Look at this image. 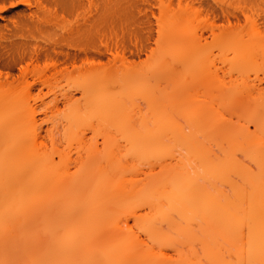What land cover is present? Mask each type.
<instances>
[{
	"label": "bare ground",
	"instance_id": "bare-ground-1",
	"mask_svg": "<svg viewBox=\"0 0 264 264\" xmlns=\"http://www.w3.org/2000/svg\"><path fill=\"white\" fill-rule=\"evenodd\" d=\"M16 5H21V8L6 12L7 7ZM119 31L122 36L117 34ZM209 48L218 50L222 69L214 67L211 72L210 66L214 63L210 62L212 54ZM127 52L134 53L133 58L138 60L143 55L147 56V66L140 70L127 67ZM49 58L65 70L60 69L50 77L41 71H29L30 65ZM174 61L177 65L183 64L184 74L180 71L176 73L177 69L172 65ZM70 67L73 72H68ZM178 74H181L180 78L189 75L195 81L206 83L207 88H213L222 106L228 105L235 97L245 95L252 109L248 114L244 110L245 122H252L255 131L251 133L241 124L234 126L221 119L214 120L215 123L212 120L213 125L219 123L216 131L229 145L227 151L222 150V155H219L220 148L219 154L216 156L215 152L212 157L209 156L211 149L204 154L205 150L199 148L198 138L193 141L192 134L184 137V124L182 127L175 124L169 129L171 133L180 135L179 138L183 136L179 139L182 144H188L190 149L194 144L197 149L194 150L203 153H197L202 154L201 161L200 155L194 153L199 159L196 162L203 166L204 174L199 178L211 188L208 184L202 190L197 188L193 177L190 178L188 172L185 175L180 169L181 164L179 168H164L163 176L153 182L157 186L155 189L147 191L143 185L129 191L123 187H119L122 188L119 191L118 188V194H131L135 198L141 194L149 198L161 196L159 204L153 203V199L148 201L155 217L137 218L133 228L147 233L154 242L160 239L161 231L162 235L166 233L165 228L170 232L181 229L176 233L180 241L172 238V254L144 249L139 243H130L120 250L115 241L94 251L82 248L80 242L91 240L97 231L120 239L130 235L133 229L126 222L124 226L121 220L107 223L95 222L87 217L83 220L72 218L74 205H71L73 198L70 199V193L67 206L62 209L60 179L54 170V161L38 146L31 149L29 144L38 139L36 127L33 128L36 107L32 109L29 102L33 86L47 85L56 76L58 78L54 80L65 79L69 90L63 96L72 100L74 95L69 93L70 90H80L86 107L94 109H91L93 115L99 114L104 123H112L120 111L123 110L124 116L126 109L124 102L115 100L111 94L113 98L109 99L107 91L110 88L135 78L141 82L151 77L170 81L176 77L178 80ZM250 74L264 82V0H0V264H44V239L58 241L55 243L60 248L57 255H62L63 264H235L225 261L223 253L225 240L227 243L232 232H228L230 226L238 233V237L232 239L236 244L231 241L232 247L236 245L234 256L237 257L234 261L237 260V264H264V182L258 180L261 173L259 177L256 173V178L251 174L254 171L252 164L264 174V87L250 85ZM145 95L143 93L142 97ZM184 104L181 103L178 108ZM183 110L181 108L180 111ZM24 113H29V116L24 118ZM125 117L120 118L121 121L128 118ZM185 117L182 120H187ZM67 120L68 124H76L78 111L72 110ZM128 120L127 125L130 123ZM191 122L188 119V123L195 124V121ZM200 125L197 123V126ZM129 126L130 131L134 130L131 123ZM129 126H123L124 133H130L126 130ZM164 126L160 124L158 132L154 133L162 137ZM194 126L192 130L199 131L197 129L200 128L196 126V131ZM204 129L207 130L206 127ZM150 132L147 129L136 133L135 141L130 133L131 143L146 148L154 143L153 140L159 138L161 142L160 136ZM163 133L165 135L166 132ZM112 146V143L111 146L108 144L103 158L113 166V162L119 159ZM181 160L178 163H182ZM233 172L238 174L237 181L241 176V184L232 182L228 189H223L226 184H222V179L227 175L230 178ZM107 174L104 177L101 174L100 179L107 178ZM162 199L169 204L168 210L172 215L177 212L178 217L185 219L182 226L169 218L171 214L167 209H161V205H165L160 201ZM189 214L192 218L187 217ZM52 252L53 248L49 247L46 253Z\"/></svg>",
	"mask_w": 264,
	"mask_h": 264
},
{
	"label": "rangeland",
	"instance_id": "rangeland-1",
	"mask_svg": "<svg viewBox=\"0 0 264 264\" xmlns=\"http://www.w3.org/2000/svg\"><path fill=\"white\" fill-rule=\"evenodd\" d=\"M7 8L8 9L6 10V12H9L10 10L16 11L19 10V8H21V5L20 6L16 5L14 7H7ZM117 34L119 36H122L121 31L117 32ZM209 49H210L209 51L212 54L211 58L209 57L210 62L214 63L212 67L210 66L211 72L214 71L213 70L214 67L222 69L223 65L217 56L218 50L216 48H209ZM133 54L134 53L130 54V52L126 53L125 58L128 60V62H126L125 64L127 67H135L140 70L147 66L148 64L147 56L143 55L142 59L138 60L133 58ZM214 54L216 58H213ZM109 59L113 60V57L109 56ZM176 62L174 61V63H172V65L174 64L173 65L174 69H177L175 70L177 71L176 73H179L180 71V73L183 72L182 74H184V71L182 70V68L184 67L183 64L177 65ZM60 69L65 70L63 66H60L59 63H57L55 60L51 58L45 59L39 64H33L29 66L30 72L41 71L46 73L47 76L49 77L53 75L55 72L59 71ZM68 72H73V68L70 67ZM179 75L181 74L177 75L179 79L177 80L175 77L173 81L172 79L170 81L169 79L166 80V79L151 77L149 79L146 78L147 80L140 78L144 81L141 82L135 78L133 80L132 79L127 80V83L126 82L120 83V86L119 85L116 87L110 86L113 89L110 88L107 91L109 92V95L111 94L112 96H114L115 100L118 99L119 101L121 100L124 102V103L122 102L125 105L124 108L126 109L125 110L126 113L124 116L126 117L128 116L127 118L129 119L128 122H130L134 128V130L131 129L132 132L130 131V126H129L130 123L129 125H127L126 123L127 119H124L123 121H121L120 119L122 117L124 118L123 110L120 111V114H118L119 116L117 117L115 122L112 121V123L111 122L104 123L102 120L103 118L102 116H100L99 114L96 115V113L95 115H93L94 113L92 112V110L94 109L91 108L92 109L91 110L86 107L85 98L80 90H76L73 88L70 90L69 93H73L74 95V99L72 100H70V98L68 97L63 96V94H68V90H69V88L67 87L68 84L65 79L59 78L57 80H54V78H58V76H56L50 79L51 81L47 85L35 84L33 86L32 96L29 102L32 105L31 106L32 109L36 107L35 124L33 125V128L36 127L35 131L36 133H38V139H36V141L34 140L30 141L31 143L29 144H31L30 146L31 149H35L38 146L42 151H44V154L48 155L54 161V170L56 171L60 179L58 184H59V188L61 187L60 189L62 192V202H63L62 209L66 208L67 200L69 198V195L71 194L70 199L71 197L73 198L71 199V205L72 203L74 205V206L72 205L73 206L72 218L78 220L90 218L92 220H95V222L107 221V223L109 222L115 223L118 220L120 222L121 220L124 223V224L122 223L124 226L126 225L125 224L126 222L133 229V232H131V234L129 233L130 235L128 236L126 235L127 237H123L120 239H117L119 238L118 236L117 238L114 235H112L114 237H109L108 235L111 234L107 233L108 235L106 236L105 235L106 233L102 235L101 233L99 234L100 231H97L96 233L98 234L95 233L96 235L94 234L93 236L94 238L92 237L91 240L86 239L80 242V246L82 248L84 247L88 251L89 250L94 251L96 249L105 247L109 243L115 241V243L119 245L120 250H122L125 246H127L130 243H134V244L139 243L140 245H143L141 247H143L144 249H154L156 252L172 254L173 244L171 243L174 242L175 239L176 242L180 241L181 238H179L178 234L176 233H179L181 229L178 230L177 228V231L170 232L168 228H165L166 230L164 231H166V233L164 232V235H162L161 233L162 231H161L158 236L160 239L158 238L159 240H157V242L155 241L156 242L155 243L153 240H151L152 238H150V236L147 233L140 232L135 227L133 228L135 220L137 218H141V217L145 218V216L147 217V215L148 217L150 216L151 218L155 217L154 216L155 211H152V207H150L151 205L150 202L148 201L153 199L152 202L155 201L157 204H159L158 200L160 195L155 198H149L142 196L141 194L140 196H137V198H135L132 197V195L130 194V196L127 195L128 196L127 197L126 195H121V193L118 194L120 189L122 190V188L119 187H123L124 190L127 188L126 191H129V189H133L134 187L142 186V185H143L142 187L146 188V190L147 189L151 190L153 188L155 189L157 186L153 182L154 180L158 181L161 178L160 176H163L164 168H172V167L179 168L178 165L181 164L180 169L184 171L185 175L186 172H188L187 175L188 176L190 175L189 176L190 178L193 177L192 179L193 183L196 185L197 188H200V190H202L204 185L207 188L209 184L207 183L208 186H206L207 184H205L204 179L201 178L203 177L204 174L203 166H201L200 163L197 162L201 161L200 158L201 155L203 153L206 154V151L210 149L211 152L209 151L210 153L209 156H212V154L214 155L215 152L217 156V154H219L220 148L221 150L219 155H222L221 152H223L224 150L227 151L229 149L228 142L222 139V135L220 134L218 135L217 128L219 123L218 124L216 123L217 126L213 125L214 120L221 119L224 123H227L229 125H232L233 123L234 126L235 125L239 126L241 124L240 126L249 128L251 133L255 131V126L252 122L249 121L245 122L247 118L245 114L246 113L248 114L249 113L248 111L251 112L252 110L249 108L248 100L245 95L235 97L231 100L232 102L234 100L233 103H230L231 102L230 101L228 102V105L226 103L227 106L225 104L222 106V104L220 103V99L213 88L210 87L207 88L208 85L206 83H204L203 81L200 82L201 80L195 81L189 75H187L188 77L186 78H184L185 76L184 77L181 76V78L184 79H181ZM250 77H251L250 85L256 87H264V82L262 81L260 82L259 80L255 79V75L250 74ZM30 82H32L31 79ZM106 90L104 92H106ZM143 93L146 94L145 96H143L144 98L142 97ZM106 94L107 93H105V95ZM140 97H142V100ZM112 98L113 97L109 99L111 100ZM95 99H99V98L95 96ZM148 99L153 103L154 106L153 105L151 106L149 104L150 101H148ZM70 103H73V105L71 106ZM181 103L183 104L185 103L184 105H187V106L183 105V107H181L182 110L187 108L189 110L187 113H186L187 109L180 111L181 108L180 107L178 108V105L181 106L180 105ZM206 104L210 107H208ZM229 104L231 105V107ZM137 106H138V110L136 109ZM85 107L87 108V110L85 109ZM74 109L78 111V122L76 124L71 125L70 123L68 124L69 121L67 120V118L71 114V111ZM244 110L246 111V113ZM178 111H180L181 114ZM191 112L193 113L192 116L195 114L194 115L195 117L190 116ZM187 114H189L188 115L189 117L187 116ZM28 116L29 113L23 114L24 118H27ZM209 116L211 117L209 118ZM154 117H156L157 120H155ZM184 117L187 118V120H182ZM188 119L189 122L195 121V124L193 125L196 126L197 123L198 125L201 123L200 127L199 126L197 127L200 129L202 127L204 128L206 127L207 130H210V132L202 128L203 129L201 131L202 134H200L199 132L200 129H197L196 126H194L195 128L194 130L197 129L199 131L197 130H196L197 132L193 131L192 130L193 125L188 123ZM204 119L206 120L204 121ZM155 121L157 122V124H155ZM173 121H175V123ZM114 124L115 127L113 126ZM122 124H124L123 125L124 127L129 126V128H127L126 130L130 131L131 134L130 133L129 134L132 135L133 137L129 136L128 133L127 135L126 133L123 132ZM160 124L165 125L164 126L165 130L162 131V137L161 135L156 134L158 132L156 130L159 128ZM175 124L179 125V127L180 126L182 127L184 124L185 128L184 126L182 128L184 132L183 134L184 137L186 136L185 138H188L187 134L188 135L192 134L193 136L191 135L190 136L192 137V139L194 138L193 141H195L198 138L197 140L199 141V143L198 141L196 142L197 144H199V148H203L205 152L203 153L199 151L196 152L195 150L197 149L194 148L193 146L194 144L191 147L193 149H190L189 148L190 146L188 144H182L183 143L182 140L179 139H181L183 136L181 135L182 137L179 138L180 137L179 134H178L179 136H177V134H172L171 131L169 130ZM211 124L213 125L212 127ZM56 126L58 128H55ZM208 126L210 129L208 128ZM147 129L149 130V132L150 130L153 131L150 132L152 133L151 135L155 134L158 137L160 136L162 138V139L160 138L162 143L158 141L159 138L156 139L155 135H154V139L156 140L155 141L153 140L154 143L148 144L146 148L136 146L138 145L136 143H131L132 140L135 141L134 139H136V133L145 132ZM155 131L156 133H154ZM164 131L166 132L165 135H163ZM166 134L168 136L167 138H164V136L166 137ZM128 136L129 138H127ZM130 137H132L133 139L131 140ZM172 137L174 140L172 139ZM156 142H159V144ZM111 143L113 144L112 150L115 151L116 157L117 159H119V161L113 162V166L111 162L109 164L103 158L108 144H110L111 146ZM201 143L204 144V146L201 147L200 146ZM186 145L187 147L188 146L189 147L187 148ZM184 147L186 149H184ZM190 150L191 152H193L192 154ZM198 152L202 154L201 155L197 154ZM194 153L200 155L198 156L200 160L198 159L197 155L195 157ZM233 154L235 155L237 154V152ZM239 155L237 156L242 157L241 154ZM177 157L179 159H182L181 161H183L184 163L183 162L178 163L179 159H177ZM246 164L247 167L251 168L248 162ZM82 165L84 167H82ZM245 165L243 166L247 169ZM251 166L254 169L253 172H252L253 169H251L252 172L251 174L255 175L253 177L256 178V173L258 175L257 177H259L262 174L263 176L261 175L258 178V180L264 182L263 172L258 171L257 170L258 168L255 165L252 164ZM105 173L109 174V175L107 174L106 176L107 178L100 179L102 178V175L103 177L106 175ZM237 175L238 174H234L233 172L230 175L233 179L231 177L228 178L229 175L226 176L227 180H224L226 178H223L222 184L223 183L226 184V185L223 184L224 185L223 189H228L229 183L232 184V182L241 184L240 182L241 176H239L238 179L239 182H238ZM199 176L201 177L199 178ZM234 180L237 182H235ZM120 184L122 186H120ZM222 184L221 185L219 184V186H222ZM159 192L162 193L163 191L159 190ZM111 194L113 198L115 197L114 200L112 197H110ZM117 197H119L118 201L116 200ZM120 197L123 200H121ZM124 198H126V200L128 201L126 202ZM160 201L165 205H167V206L163 205L167 208L165 207L163 208V206L161 205L162 208L159 206L158 210H160V208L163 211H165V209L168 210L169 204L163 202L164 201L163 199ZM167 210L166 212L168 213L169 210L168 211ZM171 213L172 212H170L169 215ZM174 213L173 215L171 214L170 215L171 217L169 218H173L174 221H176L178 224H181L180 226H182V224H184L185 222V219H183L181 216L178 217L179 213L178 214L177 212L175 214ZM190 215L191 214L187 215V217L189 216L190 218H192L191 217L192 215L191 216ZM199 220L201 219H198V221ZM230 227L232 228V226ZM231 228L228 230V232L232 230L231 233L229 232L230 243L228 244L229 239L227 243L225 240L223 253H224L225 261L227 262L230 261L237 264V260L236 262L234 261L235 260L234 258L237 257L236 255L234 256V253H236L235 252L236 245L235 246L233 245L234 248L232 247V244L235 243L236 241L233 242L232 239L236 238L237 236L236 234L238 233H235L236 231L234 230V227L233 229ZM235 229H237V226H235ZM172 238H174V240H172ZM227 238L228 237H226V239ZM51 243H53V246H50ZM55 243H58V241L44 239V264H63L62 255H57L60 252V248ZM49 247L53 248V252L47 254L46 252L49 249ZM111 264H115V262H112Z\"/></svg>",
	"mask_w": 264,
	"mask_h": 264
}]
</instances>
